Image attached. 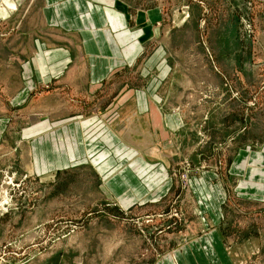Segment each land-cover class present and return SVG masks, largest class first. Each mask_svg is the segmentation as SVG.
Segmentation results:
<instances>
[{
    "label": "rangeland",
    "instance_id": "374dc122",
    "mask_svg": "<svg viewBox=\"0 0 264 264\" xmlns=\"http://www.w3.org/2000/svg\"><path fill=\"white\" fill-rule=\"evenodd\" d=\"M35 2L0 0L2 67L42 27ZM138 4L161 16L155 34L92 87L49 100L42 83L9 104L0 66V264H156L212 228L236 264H264V204L239 198L231 173L264 145V0ZM132 145L149 164L131 169L157 181L149 196L105 182Z\"/></svg>",
    "mask_w": 264,
    "mask_h": 264
},
{
    "label": "crops",
    "instance_id": "0c3cea01",
    "mask_svg": "<svg viewBox=\"0 0 264 264\" xmlns=\"http://www.w3.org/2000/svg\"><path fill=\"white\" fill-rule=\"evenodd\" d=\"M134 1L37 0L40 5L35 2L34 8L40 10L42 27L24 30L17 36V42L14 39L19 43L17 58L3 67L0 65L7 73L1 88L10 90L4 101L27 104L33 99L29 87H38L42 83L49 84L52 90L42 93L39 98L54 100L66 96L61 92L79 86L92 87L99 82L97 79L123 69L128 56L140 52L141 41L155 34V25L161 19L156 10L140 12L139 0ZM25 40L28 48L24 46ZM13 79L18 82L13 84ZM142 103L147 108V101L142 100ZM8 120V115L0 114V134L1 130L7 129ZM132 147L130 160L126 163L125 160L121 165L106 161V167L117 166L125 170L107 177L105 182L119 193L130 190L139 197L149 196L148 190H152L157 181L138 169L135 172L134 167L147 169L145 164L149 163L141 156L139 147ZM239 157H243L245 169L237 170L238 161H235L231 173H240L244 179L239 181L235 192L246 202L264 204V145L240 151ZM222 205L219 202L215 210L217 223ZM156 264L236 263L220 229L212 228L209 233L191 240Z\"/></svg>",
    "mask_w": 264,
    "mask_h": 264
}]
</instances>
